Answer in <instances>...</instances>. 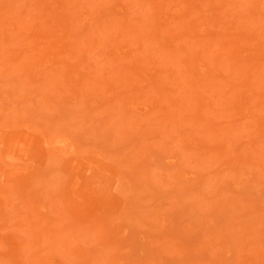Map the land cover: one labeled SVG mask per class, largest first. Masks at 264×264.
<instances>
[{
	"label": "rangeland",
	"instance_id": "obj_1",
	"mask_svg": "<svg viewBox=\"0 0 264 264\" xmlns=\"http://www.w3.org/2000/svg\"><path fill=\"white\" fill-rule=\"evenodd\" d=\"M0 264H264V0H0Z\"/></svg>",
	"mask_w": 264,
	"mask_h": 264
}]
</instances>
